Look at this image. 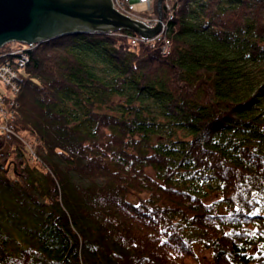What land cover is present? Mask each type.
Here are the masks:
<instances>
[{
    "label": "trees",
    "instance_id": "obj_1",
    "mask_svg": "<svg viewBox=\"0 0 264 264\" xmlns=\"http://www.w3.org/2000/svg\"><path fill=\"white\" fill-rule=\"evenodd\" d=\"M163 20L23 46L0 264H190L196 245L264 264V0H172Z\"/></svg>",
    "mask_w": 264,
    "mask_h": 264
},
{
    "label": "water",
    "instance_id": "obj_2",
    "mask_svg": "<svg viewBox=\"0 0 264 264\" xmlns=\"http://www.w3.org/2000/svg\"><path fill=\"white\" fill-rule=\"evenodd\" d=\"M162 5L158 0L160 21L149 28L118 11L112 0H0V48L10 41L34 44L66 34L120 29L152 39L161 31Z\"/></svg>",
    "mask_w": 264,
    "mask_h": 264
},
{
    "label": "rangeland",
    "instance_id": "obj_3",
    "mask_svg": "<svg viewBox=\"0 0 264 264\" xmlns=\"http://www.w3.org/2000/svg\"><path fill=\"white\" fill-rule=\"evenodd\" d=\"M136 8H140L141 10L138 12V11H136V9H134V10H130V12L128 13V12H121V13H123V14H125V15H128L130 18H132V17H134V18H136L135 20L136 21H139V20H137V19H141V18H143V17H153L152 16V14H149L148 13V11H146V10H142V8H141V6L140 5H136L135 6ZM119 11V10H118ZM133 15H135V16H133ZM134 18H132V19H134ZM154 18V17H153ZM139 22H141V21H139ZM159 22V21H158ZM158 22H156L157 24H158ZM142 23V22H141ZM156 24V25H157ZM164 24H165V22L163 21V20H161V29H163L164 28ZM145 25V24H144ZM155 25V26H156ZM146 26V25H145ZM147 27V26H146ZM149 28H151V27H149ZM120 30H123V29H120ZM127 30V29H126ZM118 31V30H117ZM109 32V31H108ZM94 33H98V32H94ZM103 33H107V32H103ZM136 33V32H135ZM89 34H91V33H89ZM137 34V33H136ZM138 36H139V34H137ZM140 37V36H139ZM9 43H13L14 44V48H12V49H10V53H11V57L9 56V58H4L3 56H1L0 55V70H1V72H0V94H5V93H7V102H6V104H7V108L9 109V118H10V114L11 113H13V115H14V117H15V113L14 112H11V111H13L14 110V105H15V99H14V93L16 92V89H17V86H18V78L17 79H15V84H16V88H15V90L13 91V92H9V77H8V75H5V71H9V65L8 64H6L5 62H15V63H17V66L16 67H14V66H12V68H10L11 69V71L13 72V73H15V72H17V74H18V76L20 75V72H22L23 70H24V68H25V65L27 64V61H26V63H25V65L24 64H21V62L20 61H22L21 59H16L15 60V57H16V55H14V51L15 50H21L22 48H23V46L25 45L26 46V49H30V48H32V44H27V43H21V42H15V41H10ZM16 43H20V44H23V45H21V46H18ZM42 43V42H41ZM8 44V43H7ZM6 45V44H5ZM2 47H4V46H2ZM1 47V48H2ZM0 48V49H1ZM23 50V49H22ZM24 52V51H23ZM1 54V53H0ZM24 54L27 56V53L26 52H24ZM26 58H28V57H26ZM13 73H11V74H13ZM8 74H9V72H8ZM5 90L7 91V92H5ZM13 106V107H12ZM16 106V105H15ZM1 115H2V117H5V115L3 114V113H1ZM1 126V125H0ZM14 131V130H13ZM0 132L1 133H7V132H5L4 130H2V129H0ZM23 136H26V137H28V138H31V137H29V136H27L26 135V133H23ZM32 140H34L33 138H31ZM34 144H35V141L32 143V145H31V148H34ZM139 197H147V194H135V193H132L131 195H130V199L132 200V201H134V202H136L137 200H138V198ZM218 198V196L217 195H212L211 197H210V201H212V199H217ZM196 247V252H197V254H198V259H194V260H191L190 261V264H214V261H213V253H212V251L211 250H209V249H206V248H204V247H202V246H200V245H196L195 246Z\"/></svg>",
    "mask_w": 264,
    "mask_h": 264
},
{
    "label": "built area",
    "instance_id": "obj_4",
    "mask_svg": "<svg viewBox=\"0 0 264 264\" xmlns=\"http://www.w3.org/2000/svg\"><path fill=\"white\" fill-rule=\"evenodd\" d=\"M112 2H113V5L115 6V8L117 10H119L121 12H128V13L130 12V10H134V9H136V11L139 12L141 9L136 8L135 7L136 5H140L142 10H146L148 12H151L154 9V4H155V0H112ZM170 2H171V0H166V7L168 9H170V7H171ZM133 16H135V15H133ZM132 18H134V17H132ZM134 19H136V18H134ZM137 20L141 21L147 27H151V28L154 27L157 24L156 22L159 21L158 17L153 18V17H146V16L141 18V19H137ZM165 26L166 25L164 24V28H163L162 32H164ZM161 35H163V33L159 34L158 37H160ZM164 51L166 53L168 50L166 48H164ZM14 52H15L14 55H16L15 60L21 59L22 60V61H20L21 64L25 65L28 58H26L27 56L24 54L23 50L22 49L18 50V51L15 50ZM4 58H9V56H5ZM5 63L9 65V71H5V75H8V77H9V92H13L16 88L15 79L18 78V74H17V72L13 73L10 68H12V66L16 67L17 63H15V62H5ZM0 72H1V70H0ZM8 72H9V74H8ZM11 73H13V74H11ZM5 92H7V91L5 90ZM7 93L0 94V112L5 115V118H7L6 121L0 122V125H1L0 129L4 130L5 132H7L9 130L12 131L13 120H14L13 113L10 114V118H9V109L8 108L6 109L7 104H5V105L2 104L3 103L2 101L7 102V98H6ZM11 112H14V110Z\"/></svg>",
    "mask_w": 264,
    "mask_h": 264
},
{
    "label": "bare ground",
    "instance_id": "obj_5",
    "mask_svg": "<svg viewBox=\"0 0 264 264\" xmlns=\"http://www.w3.org/2000/svg\"><path fill=\"white\" fill-rule=\"evenodd\" d=\"M37 44V43H36ZM163 45H164V48H166L167 50H170V44L167 42V41H165L164 43H163ZM5 46V45H4ZM1 56H3V57H5V56H9L8 54H6V53H3V54H0ZM3 103V105H5L6 104V102L5 101H2ZM17 102H15V105L17 106V104H16ZM14 105V109L15 110H17V107ZM7 106V105H6ZM6 109H7V107H6ZM7 120V118H5V117H2V115H1V112H0V122H4V121H6ZM11 132H13V131H7V133L6 134H9V133H11Z\"/></svg>",
    "mask_w": 264,
    "mask_h": 264
}]
</instances>
